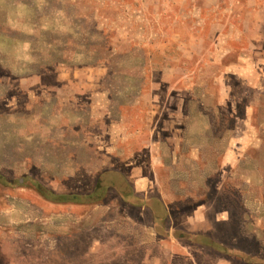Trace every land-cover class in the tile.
Wrapping results in <instances>:
<instances>
[{
	"label": "rangeland",
	"instance_id": "1",
	"mask_svg": "<svg viewBox=\"0 0 264 264\" xmlns=\"http://www.w3.org/2000/svg\"><path fill=\"white\" fill-rule=\"evenodd\" d=\"M212 1L222 28L169 32L170 0H0V264H264V79L225 77L264 70V0ZM114 170L249 262L161 239L113 189L42 192Z\"/></svg>",
	"mask_w": 264,
	"mask_h": 264
},
{
	"label": "crops",
	"instance_id": "2",
	"mask_svg": "<svg viewBox=\"0 0 264 264\" xmlns=\"http://www.w3.org/2000/svg\"><path fill=\"white\" fill-rule=\"evenodd\" d=\"M170 1L172 4L168 3V4H170V6L167 9V19H168V21L171 22L168 25L169 32H171V31L175 32V30L179 31L181 29H183V30L186 29L188 32H189V30H192V29H196L199 32H204V29H205L206 24H207L208 11H209V13L211 11H216L215 12V18L217 20H215V22L218 21V27L222 28V26H223L221 16L223 14H226V13L219 6H213L212 8L210 6H208L209 3H214L212 0H198V1H203L204 9H201L198 7H192V3L194 0H170ZM254 13L255 12H253V14ZM194 17L195 18L198 17L197 21H199V22L197 24L193 23L194 26L192 28L190 21ZM204 40H205V37L202 34H200L198 43L201 44ZM173 43H175V42H173ZM188 44L189 45L192 44L191 40L188 41ZM173 45H175V44H173ZM217 45H219V44H217ZM257 63L258 64L264 63V59L261 61H258ZM246 68H247L246 70H239V67H235V68H234V66L230 67L231 72H230V70L226 71L229 75L225 76V77L226 78L235 77L236 79H239V78L250 79L251 76H253V77H259V78H261V80L264 79V70L261 69L260 71L253 73L251 71L252 69L249 66H247ZM227 92L229 93V90L225 89V87H223L222 88V94L226 95ZM220 93L221 92L219 91V94ZM226 104H228V103L226 102ZM234 104H236V103H234ZM221 105H223V104H221ZM155 144H156V149L154 148V151L158 152L159 151L158 146H157L158 142L153 143V145H155ZM107 172H109V171H107ZM111 172L118 173L124 179V184H123V188H122L123 192L119 193L116 189L109 188V189H107V193L109 190L113 189L119 195L121 201L124 204H126L127 206L133 207V208L138 209L142 212L145 209L149 210L150 214L152 215V220H153V232L156 236L160 237L161 239H166L167 241H170V240L175 241L177 238L179 240H184V241H189V242H193V241L190 240L188 236H191V237L202 236V237H205V238L212 240L213 242H215L217 244L222 245L218 241L213 240L212 239L213 237L209 236V235H198V234L193 235L190 233H188L187 235L185 233H180L179 235H176V230L174 228L169 227V221H170V218L174 215V211L169 208V205L163 200V198H161L159 196H155V195L154 196H141L138 194L139 187H138L137 183H136V185L132 184L131 181L128 179V177L120 171L114 170ZM104 173H106V172H104ZM104 173H102V174H104ZM142 189L143 190L149 189V186H145ZM60 195H66V194H60ZM70 195H75V194H70ZM56 204L61 205L62 207H68V206L78 207V206L91 205V204H93V202L92 203H87V202H85V203L59 202ZM69 209H73V208H69ZM68 214H70L69 217H70L71 221H73L72 220L73 219L72 213L70 212ZM63 215L64 214L62 213V216ZM71 225H72V223H71ZM67 227L68 226H66V225L58 226L56 231H57V233H62V234L70 233L71 230L69 231L67 229ZM70 238H72V237H70ZM193 243L199 245L200 249H203V250L210 248L208 246L200 245L196 242H193ZM222 246H224V245H222ZM210 249H212V248H210ZM229 251L230 252H240L239 250L232 251L231 249ZM217 253L222 254L220 252H217ZM240 253H242V252H240ZM188 254H190V253H188ZM227 254H229V253H227ZM231 254L235 255L234 253H231Z\"/></svg>",
	"mask_w": 264,
	"mask_h": 264
},
{
	"label": "water",
	"instance_id": "3",
	"mask_svg": "<svg viewBox=\"0 0 264 264\" xmlns=\"http://www.w3.org/2000/svg\"><path fill=\"white\" fill-rule=\"evenodd\" d=\"M123 184H124V179L122 178L121 175H119L116 172H106L102 174L98 180L97 186L95 188V191L92 195L89 196H81V195H56L55 197L50 196V193L47 191L43 190L42 192L49 198V200H52L55 203L59 202H78V203H92L94 202V198H102L106 195L107 189L109 188H114L116 189L119 193H122L123 190ZM179 235V234H176ZM190 240L193 242H196L200 245L208 246L217 252H220L222 254H227V253H234L237 256L243 257L248 260V257L246 258V255H243V253L240 252H230L226 247L217 244L213 242L212 240L198 236V237H191L188 236Z\"/></svg>",
	"mask_w": 264,
	"mask_h": 264
}]
</instances>
